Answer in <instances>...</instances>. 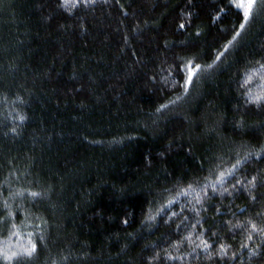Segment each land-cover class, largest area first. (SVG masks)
<instances>
[{
    "label": "trees",
    "instance_id": "obj_1",
    "mask_svg": "<svg viewBox=\"0 0 264 264\" xmlns=\"http://www.w3.org/2000/svg\"><path fill=\"white\" fill-rule=\"evenodd\" d=\"M58 3L0 0V264H264V0Z\"/></svg>",
    "mask_w": 264,
    "mask_h": 264
},
{
    "label": "snow or ice",
    "instance_id": "obj_2",
    "mask_svg": "<svg viewBox=\"0 0 264 264\" xmlns=\"http://www.w3.org/2000/svg\"><path fill=\"white\" fill-rule=\"evenodd\" d=\"M95 0H59L58 3V7L63 8L66 12L70 11L71 8H76L77 6H79L80 4H83L85 7H87L89 4L94 3ZM257 3V0H229V7L230 8H235L236 10V15L238 17H242L241 22L239 24V28L240 29H244L246 26V22L250 21V18L252 16V12H253V6ZM179 27L181 29L185 28L184 24H180ZM236 35H240L239 32L236 33ZM235 38V37H234ZM225 48H227V45H225ZM216 60H220L221 56H216L215 58ZM192 62L189 61V66L187 68V75L186 77H184V83H183V87L185 89V91H188L190 89V86L194 83L195 80V75L197 72H199L201 70V65L197 64L195 65V67H191ZM210 67V66H209ZM176 71L179 74L181 71V65L179 63H176ZM261 101H264V97H261L259 95L254 96V97H250L248 102H253V103H259ZM264 106V105H262ZM161 107H167L166 105H161ZM159 111V109H157ZM19 119L23 120L24 117L21 116L19 117ZM12 131L14 132L15 129L13 128ZM262 152H264V149L261 150ZM251 154V153H250ZM237 163H239V161H237ZM225 175L224 173H221V177ZM220 177H218L219 179ZM241 182L240 180H236V184L239 185ZM17 195H22V193H18ZM29 196L31 197H38L41 194L37 193V192H30L28 193ZM199 202V201H197ZM5 207H7V205H5ZM17 215H19V211H20V206H17ZM12 215L11 212L7 213V216L5 217H0V226L5 225L7 223V219L8 217H10ZM154 217H152L151 215H146L145 219L148 220H152ZM124 223H127V220L123 221ZM143 222V221H141ZM13 227H15V225H13ZM253 230H255V225L252 226ZM248 239H252V237L249 235ZM201 246L204 248L208 247V244L201 240ZM0 251H3L2 249H0ZM39 252V246L37 243L29 240V247H26L23 249V255L25 257L28 258H32L34 256H36ZM17 256L16 252H13L9 255V253H7L6 251L3 252V259L4 260H10L12 257Z\"/></svg>",
    "mask_w": 264,
    "mask_h": 264
}]
</instances>
